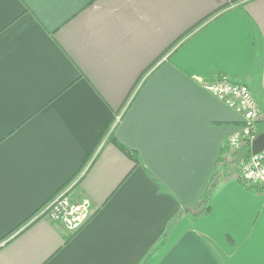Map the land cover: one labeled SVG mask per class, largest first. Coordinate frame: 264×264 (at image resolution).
Masks as SVG:
<instances>
[{
  "label": "crops",
  "instance_id": "1",
  "mask_svg": "<svg viewBox=\"0 0 264 264\" xmlns=\"http://www.w3.org/2000/svg\"><path fill=\"white\" fill-rule=\"evenodd\" d=\"M223 74L264 131V0H0V264H264ZM73 183L81 230L35 220Z\"/></svg>",
  "mask_w": 264,
  "mask_h": 264
},
{
  "label": "built area",
  "instance_id": "2",
  "mask_svg": "<svg viewBox=\"0 0 264 264\" xmlns=\"http://www.w3.org/2000/svg\"><path fill=\"white\" fill-rule=\"evenodd\" d=\"M203 87L215 98L236 111L241 116L242 126L229 138L230 154L239 152L244 146L253 142L260 132L262 119L261 108L245 84L235 82L230 76L223 74L217 79L203 80ZM236 178L249 186L264 187V150L251 154L240 164ZM75 183L65 187L51 198L36 215L35 220L43 218L62 226L67 232L74 234L81 230L94 213L91 199L87 196L74 198L71 190ZM3 243H0V248Z\"/></svg>",
  "mask_w": 264,
  "mask_h": 264
},
{
  "label": "trees",
  "instance_id": "3",
  "mask_svg": "<svg viewBox=\"0 0 264 264\" xmlns=\"http://www.w3.org/2000/svg\"><path fill=\"white\" fill-rule=\"evenodd\" d=\"M232 79V78H231ZM234 81V80H233ZM237 82V81H235ZM240 83V82H238ZM244 84V83H242ZM246 85V84H245ZM113 142L120 148V150H122L128 157H130L131 159H133L134 161H137V155L135 152H133L132 150H130L128 147H126L125 145L117 142L116 140L113 139ZM243 152L245 155H247V158L252 154V149H251V145L247 144L244 148H243ZM244 161V160H243ZM215 177H217V172L215 174ZM213 178L212 183L210 184V186L208 187L207 193L204 196V199L202 200V202L198 205L200 208V216H204L207 215L210 211H211V205L209 204L210 201V193H211V189L213 184L216 182V178ZM202 204V205H201Z\"/></svg>",
  "mask_w": 264,
  "mask_h": 264
},
{
  "label": "water",
  "instance_id": "4",
  "mask_svg": "<svg viewBox=\"0 0 264 264\" xmlns=\"http://www.w3.org/2000/svg\"><path fill=\"white\" fill-rule=\"evenodd\" d=\"M252 153L256 154L264 150V132L260 133L251 143Z\"/></svg>",
  "mask_w": 264,
  "mask_h": 264
},
{
  "label": "rangeland",
  "instance_id": "5",
  "mask_svg": "<svg viewBox=\"0 0 264 264\" xmlns=\"http://www.w3.org/2000/svg\"><path fill=\"white\" fill-rule=\"evenodd\" d=\"M244 147H245V146H244ZM244 147H243V148H244ZM243 148H242L241 150H243ZM241 150H240V151H241ZM240 151H239V152H240ZM237 153H238V152H237ZM237 153H235V154H237ZM235 154H232L231 156H234Z\"/></svg>",
  "mask_w": 264,
  "mask_h": 264
}]
</instances>
